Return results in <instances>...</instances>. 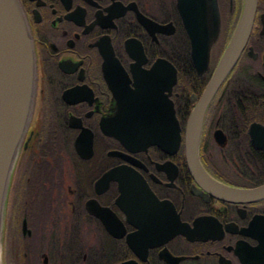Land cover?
Here are the masks:
<instances>
[{"label": "flooded vegetation", "instance_id": "flooded-vegetation-1", "mask_svg": "<svg viewBox=\"0 0 264 264\" xmlns=\"http://www.w3.org/2000/svg\"><path fill=\"white\" fill-rule=\"evenodd\" d=\"M243 1L216 0L218 35L199 71L178 0H20L38 71L5 198L1 264H264V199L216 195L191 175L185 157L188 119L234 36ZM217 19L208 18L206 32H217ZM157 62V80L176 75L169 95L176 121L134 111L133 144L123 142L116 93L127 80L136 90V79ZM174 129L168 151L138 137ZM199 158L216 183L264 185V0L207 108ZM124 185L133 189L131 219L119 204ZM97 210L110 213L109 225Z\"/></svg>", "mask_w": 264, "mask_h": 264}, {"label": "water", "instance_id": "water-1", "mask_svg": "<svg viewBox=\"0 0 264 264\" xmlns=\"http://www.w3.org/2000/svg\"><path fill=\"white\" fill-rule=\"evenodd\" d=\"M257 9V0H244L241 18L234 36L220 59L201 100L192 111L186 126L185 157L191 175L216 195L231 201H255L264 199V185L251 190L226 187L214 182L204 170L199 158V147L205 114L216 92L235 67L250 37ZM178 10L191 41L192 60L199 70L206 69L209 52L218 35L220 14L216 0L207 5L205 0H178ZM208 18L217 19V32H206ZM146 24V23H145ZM160 63H155L148 75L136 79V90H132L127 80L122 90L116 93V101L121 108L123 128L121 140L133 144V112L145 115L150 121H176L175 112L169 95L176 83V75L170 81L165 78L157 80L156 74L161 70ZM37 54L31 27L20 0H0V264L1 231L6 193L16 160L22 149L30 126L37 83ZM200 71V70H199ZM169 91L167 95L166 92ZM252 128H261L253 124ZM259 132V131H258ZM252 132V134H258ZM260 133V132H259ZM171 133H140L141 141L154 139L150 143L159 145L166 151L168 136ZM175 139V138H174ZM178 147V146H177ZM133 181V175L125 177ZM119 199L121 208L131 219L133 189L122 187ZM97 215L109 225L110 213L97 210ZM129 219V221H131ZM130 244V240H129ZM131 264V263H127Z\"/></svg>", "mask_w": 264, "mask_h": 264}]
</instances>
